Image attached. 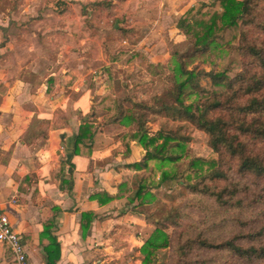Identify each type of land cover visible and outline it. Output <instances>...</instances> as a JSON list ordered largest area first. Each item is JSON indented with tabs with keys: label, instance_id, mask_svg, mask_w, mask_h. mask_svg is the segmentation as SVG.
<instances>
[{
	"label": "crops",
	"instance_id": "0c3cea01",
	"mask_svg": "<svg viewBox=\"0 0 264 264\" xmlns=\"http://www.w3.org/2000/svg\"><path fill=\"white\" fill-rule=\"evenodd\" d=\"M129 1H136L131 8L136 25L156 30L158 35L172 22L175 26L193 3L155 0L150 18V5L142 3L148 0H121L117 7ZM43 40L53 45V38ZM19 42L0 45V206L21 236L28 264H45L42 248L49 243L45 229L49 223V233L61 247L56 264H110L111 256L122 252L142 255L141 247L149 237L142 211L152 204L137 206L128 203L126 196L115 195L123 177L134 188V177L146 172L124 166L139 161L144 150L138 139L131 140L127 150L121 139L128 129L104 124L92 109L110 89L108 68L116 64L113 56L125 50L124 45L118 43L113 49L83 40L80 52L74 53L55 40L59 43L56 54L48 55L37 39L28 55L19 48L7 49ZM162 42L160 36L154 44L141 41L145 47L134 44L132 59L116 67L165 63L167 53L163 58L155 55L158 48L167 50ZM87 120H93L96 127L93 140L74 154V137ZM162 186L152 190L157 192ZM85 212L94 215L89 224L81 216ZM124 229L133 241L128 250L116 242L118 237L126 238ZM138 262L143 264L141 259ZM0 264H14L2 243Z\"/></svg>",
	"mask_w": 264,
	"mask_h": 264
},
{
	"label": "trees",
	"instance_id": "16d2710c",
	"mask_svg": "<svg viewBox=\"0 0 264 264\" xmlns=\"http://www.w3.org/2000/svg\"><path fill=\"white\" fill-rule=\"evenodd\" d=\"M263 3L264 0L197 1L181 14L176 23L183 39L167 41L176 70L183 77L175 82L174 91H166L165 98L152 96L153 102L149 106L147 99L140 100L132 106L134 111L127 113L120 94L129 92L131 87L112 81V87L98 97L92 107L94 116H101L104 124L117 123L128 129L121 139L127 150L131 140L138 139L142 146V158L125 164L126 168L146 171L149 161L156 162L154 167L160 176L154 186L146 181L144 175L134 177V188L128 186V177H123L119 184L115 196H126L128 203L136 202L137 206L158 201L152 187H158L165 180H177V171L167 170L165 165L179 160L181 153L175 150L183 148L177 141L182 140L178 133L162 129L154 133L149 131L146 115L164 114L172 120L186 121L207 135L211 154L205 159L192 158L183 174L188 192L197 196L189 204L196 206L205 218L172 234L157 226L141 247L146 255L143 264L150 260V249L165 247L171 250L169 264H264V220L253 229L248 227L255 207L264 205V39L260 38L264 35ZM218 46L235 50L244 58L239 70H236L238 64L233 60L220 70L187 67L188 60ZM133 56L126 50L115 54L113 61L116 64L108 68L109 75L117 63L127 64ZM156 68L157 76L164 73L163 65L157 64ZM130 79L133 76L130 75ZM201 80L206 81L205 85ZM191 96L195 98L187 102ZM92 121L79 125L74 137V154L81 145L91 144L96 128ZM228 160L235 161L239 174L257 178L254 184L262 182L260 191L251 199L244 200L240 196L241 193H249L251 187L247 184L230 182L223 187L217 186V181L229 179ZM226 214L242 228H247L246 231L221 240L205 236V222L215 221ZM260 215L264 216V211ZM81 216L89 219V224L94 215L85 212ZM172 223L178 225L176 219ZM196 224L204 225V230L192 236ZM51 228V223L45 225L49 240L42 248L45 264H56L61 255L57 238L49 233ZM194 248L213 253L201 262L193 263Z\"/></svg>",
	"mask_w": 264,
	"mask_h": 264
},
{
	"label": "rangeland",
	"instance_id": "374dc122",
	"mask_svg": "<svg viewBox=\"0 0 264 264\" xmlns=\"http://www.w3.org/2000/svg\"><path fill=\"white\" fill-rule=\"evenodd\" d=\"M114 1L115 0H0V45L10 43L11 40H21V42L18 43L19 45H14V47L7 49L13 50V48H19L22 49V54L25 53L28 55L32 46L37 45L35 44V40L39 39V44L43 49L47 50L46 54L54 55L57 51L56 46L59 44L58 42H54L55 40L61 41L62 44L66 45L68 51L74 53L80 52L79 44L85 40V42L91 46L104 45L105 47L113 49L117 47L118 43L123 44L125 50L129 54H132L134 44L138 45L143 40H147V42L149 41L154 44L161 36L167 50L164 51V47H162L163 51H159L160 49L158 48L155 55L163 58V55L167 53L169 57L165 60V63L145 61L143 64L135 65L133 63V65L125 68L114 67L110 71L108 82L109 87H112V81L118 82L120 86L131 87L129 92L120 94L121 99H124L123 106L127 113L134 111L135 108H132V106L140 100L147 99L146 102L149 106L153 102L152 96L165 98V92L168 90L174 91L175 82L183 78L177 72L175 59L170 55L167 46L168 40L178 42L183 39V35L177 29L176 24L173 26V22L171 23V27L162 30V34L160 35L156 33V30L139 28L135 23L137 20L136 15L131 9L136 4V1H129L125 4L122 3L117 7L118 3L121 1L117 0V2H115V7H117L116 10L114 8ZM184 1L187 2V5H190L192 1L193 3L191 5L197 1L210 2V0ZM144 2L150 5L148 6L150 8V10H148L149 17H153L154 11H152L151 8L155 7L152 5L155 0L143 1L142 3L144 4ZM263 6L264 3L262 4V7ZM178 19H175L176 23ZM120 35L124 37L120 38ZM48 38L54 39L52 46L50 44L46 45L43 40ZM260 38L264 39V35H261ZM123 41L125 42L122 43ZM141 46L145 47V43ZM101 47L103 48V46ZM231 60L238 64L235 68L239 70L244 58L235 50L218 46L210 49L206 54L198 55L193 60H188L187 67H196L197 69L204 70H210L212 68L220 70ZM157 64H161L165 68L164 73L159 76L156 74L158 71L156 68ZM130 75L133 76V79H130ZM200 82L202 85H205L206 81L201 80ZM194 98V96H191L187 99V102H191ZM146 117L148 118L146 127L149 131L154 133L162 129L164 131L176 132L182 137V140L177 141L183 148L179 147L175 150V152L181 153L180 159L175 163L171 162L165 165V169H175L177 171V180L173 182L170 180L162 181V183H160V185H163L162 188L157 192L154 191L158 201L142 211L146 220L148 235H150L157 226L164 229L167 233L172 234L176 231L187 229L191 223L200 222L205 218L204 213L197 210L196 206L189 204L193 202V198L196 199L197 196L191 195L188 192L183 174L188 168L189 161L192 158L205 159L211 154V149L207 143L206 133L196 129L186 121L172 120L164 114L155 115L148 113ZM184 139L187 140L184 141ZM155 165V161H149V168L144 174L140 175H144L143 177H145L150 185H155L159 181L156 179V176H160V173L155 169ZM227 166L230 167L229 170H227L229 179L226 181H217V186L223 187L230 182H237L240 185H249L251 187L249 193L240 194L244 200L251 199L255 193L260 191V187L263 185L262 182H260V184H254L258 179L253 175L239 174L234 160H228ZM256 207L254 216L248 225V227L252 229L257 227L264 220V216L260 215V213L264 211V205L261 204ZM175 215L179 216L173 217ZM173 219L178 221V225L172 223ZM205 226L207 231H205L204 235L215 238V240L226 239L232 235L244 232L247 229L242 228L232 216L227 214L215 221H206ZM201 229L204 230V225H197V228L192 229L193 232L191 235L195 236ZM126 231L127 230L124 229L122 233L125 232V235ZM125 236L126 238L118 237L116 242L118 246L125 247V249L128 250L129 245H131L133 241H130L127 234ZM150 251H152V254L149 257V262L146 264H169V255L171 253L169 247L150 249ZM192 253L191 260L193 263H197L201 262V259L204 257H210L213 252L201 251L194 248ZM144 257L146 258L145 254L122 252L112 255L108 262H110V264H138V260L140 259L143 263Z\"/></svg>",
	"mask_w": 264,
	"mask_h": 264
},
{
	"label": "built area",
	"instance_id": "2783aa9c",
	"mask_svg": "<svg viewBox=\"0 0 264 264\" xmlns=\"http://www.w3.org/2000/svg\"><path fill=\"white\" fill-rule=\"evenodd\" d=\"M14 201V200H13ZM0 243L12 255L14 264H28L25 246L20 234L11 226L6 211L0 206Z\"/></svg>",
	"mask_w": 264,
	"mask_h": 264
}]
</instances>
